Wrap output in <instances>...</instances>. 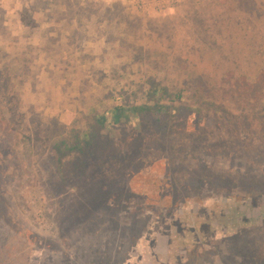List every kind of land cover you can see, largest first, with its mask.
Instances as JSON below:
<instances>
[{"label":"rangeland","instance_id":"obj_1","mask_svg":"<svg viewBox=\"0 0 264 264\" xmlns=\"http://www.w3.org/2000/svg\"><path fill=\"white\" fill-rule=\"evenodd\" d=\"M0 264H264V0H0Z\"/></svg>","mask_w":264,"mask_h":264},{"label":"trees","instance_id":"obj_2","mask_svg":"<svg viewBox=\"0 0 264 264\" xmlns=\"http://www.w3.org/2000/svg\"><path fill=\"white\" fill-rule=\"evenodd\" d=\"M156 93V92H155ZM166 107V106H162ZM162 107H158V105L154 106H148V105H139V106H134L131 108V112H139L140 117L144 118L145 113H156L160 114ZM130 110V109H129ZM176 110L179 112L181 108H176ZM119 117L124 116L125 112L127 113V110L125 108H119ZM124 126V125H123ZM122 135V132H120ZM84 141L86 142V145L90 148L88 155L86 156L85 160H90L92 164H95V169L98 171L97 168L103 169L108 163V160L110 159L111 156L116 157L119 153V151H122L123 154H125L127 151H124V149H119L116 147H113L111 137H106L104 139L100 138L94 130H92V127H89L87 131H84ZM123 136V135H122ZM120 138V137H119ZM91 165V164H90ZM258 201L255 200V206L257 207ZM219 208L223 212L224 210L228 208V206L223 207V205H218ZM197 227L201 229L202 231H205L208 234V237H211L213 235V229H212V224L209 223L207 220L205 221L203 218H197L196 220Z\"/></svg>","mask_w":264,"mask_h":264},{"label":"crops","instance_id":"obj_3","mask_svg":"<svg viewBox=\"0 0 264 264\" xmlns=\"http://www.w3.org/2000/svg\"><path fill=\"white\" fill-rule=\"evenodd\" d=\"M65 16H66V14L61 15L58 18H63V21L69 22L68 20H66ZM52 18H55V17H49V20L54 22V20H52ZM57 22H58V19H57ZM49 29L58 30L61 33V36L54 37L56 39H51V40H53L55 43L58 42V43L62 44V42H63L64 44H66L68 46L72 43L71 38L72 37H74V38L78 37L77 35L80 32V27H71L70 25H65V24H62V25H55V24L51 25V24H49ZM64 40H66V41L64 42ZM70 40H71V42H70ZM92 46H94V45H92ZM85 47H86V45L83 44L82 49H81L82 53H83Z\"/></svg>","mask_w":264,"mask_h":264},{"label":"built area","instance_id":"obj_4","mask_svg":"<svg viewBox=\"0 0 264 264\" xmlns=\"http://www.w3.org/2000/svg\"><path fill=\"white\" fill-rule=\"evenodd\" d=\"M100 1V0H98ZM105 2H121L136 6L139 9H146L150 11H163L169 7L171 0H101Z\"/></svg>","mask_w":264,"mask_h":264},{"label":"flooded vegetation","instance_id":"obj_5","mask_svg":"<svg viewBox=\"0 0 264 264\" xmlns=\"http://www.w3.org/2000/svg\"><path fill=\"white\" fill-rule=\"evenodd\" d=\"M244 215H245V214H244ZM245 217H247V215H246Z\"/></svg>","mask_w":264,"mask_h":264}]
</instances>
